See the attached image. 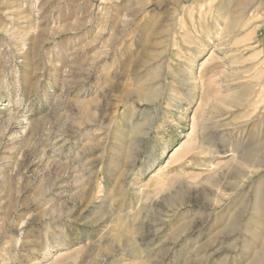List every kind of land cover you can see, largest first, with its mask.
<instances>
[{"label":"rangeland","instance_id":"obj_1","mask_svg":"<svg viewBox=\"0 0 264 264\" xmlns=\"http://www.w3.org/2000/svg\"><path fill=\"white\" fill-rule=\"evenodd\" d=\"M0 264H264V0H0Z\"/></svg>","mask_w":264,"mask_h":264}]
</instances>
